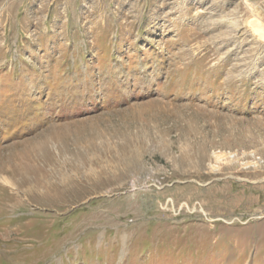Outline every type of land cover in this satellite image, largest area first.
Returning a JSON list of instances; mask_svg holds the SVG:
<instances>
[{"label":"rangeland","instance_id":"obj_1","mask_svg":"<svg viewBox=\"0 0 264 264\" xmlns=\"http://www.w3.org/2000/svg\"><path fill=\"white\" fill-rule=\"evenodd\" d=\"M0 264H264V0H0Z\"/></svg>","mask_w":264,"mask_h":264},{"label":"bare ground","instance_id":"obj_2","mask_svg":"<svg viewBox=\"0 0 264 264\" xmlns=\"http://www.w3.org/2000/svg\"><path fill=\"white\" fill-rule=\"evenodd\" d=\"M59 165V164H58ZM60 166V165H59ZM5 178V177H4ZM5 181H6V178L4 179ZM65 183V182H64ZM71 183V182H70ZM36 186H38V184L36 185ZM48 186H52L51 184L50 185H48ZM62 186V185H61ZM30 191V190H29ZM53 192H55V191H53Z\"/></svg>","mask_w":264,"mask_h":264}]
</instances>
